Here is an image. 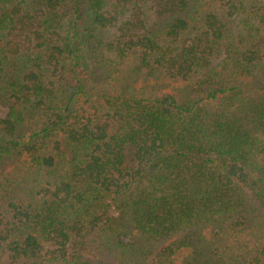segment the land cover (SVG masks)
Wrapping results in <instances>:
<instances>
[{
  "label": "trees",
  "instance_id": "trees-1",
  "mask_svg": "<svg viewBox=\"0 0 264 264\" xmlns=\"http://www.w3.org/2000/svg\"><path fill=\"white\" fill-rule=\"evenodd\" d=\"M0 264H264V0H0Z\"/></svg>",
  "mask_w": 264,
  "mask_h": 264
},
{
  "label": "rangeland",
  "instance_id": "rangeland-1",
  "mask_svg": "<svg viewBox=\"0 0 264 264\" xmlns=\"http://www.w3.org/2000/svg\"><path fill=\"white\" fill-rule=\"evenodd\" d=\"M7 113V108L0 106V116H5Z\"/></svg>",
  "mask_w": 264,
  "mask_h": 264
}]
</instances>
